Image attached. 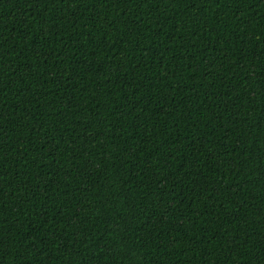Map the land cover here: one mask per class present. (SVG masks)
<instances>
[{
  "label": "trees",
  "instance_id": "16d2710c",
  "mask_svg": "<svg viewBox=\"0 0 264 264\" xmlns=\"http://www.w3.org/2000/svg\"><path fill=\"white\" fill-rule=\"evenodd\" d=\"M0 264H264V0H0Z\"/></svg>",
  "mask_w": 264,
  "mask_h": 264
}]
</instances>
